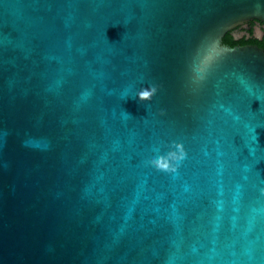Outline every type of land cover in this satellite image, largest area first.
Segmentation results:
<instances>
[{
    "label": "water",
    "instance_id": "95a60500",
    "mask_svg": "<svg viewBox=\"0 0 264 264\" xmlns=\"http://www.w3.org/2000/svg\"><path fill=\"white\" fill-rule=\"evenodd\" d=\"M249 20L0 0V264H264V50L223 44Z\"/></svg>",
    "mask_w": 264,
    "mask_h": 264
},
{
    "label": "flooded vegetation",
    "instance_id": "af4514ba",
    "mask_svg": "<svg viewBox=\"0 0 264 264\" xmlns=\"http://www.w3.org/2000/svg\"><path fill=\"white\" fill-rule=\"evenodd\" d=\"M228 35L233 42L246 41L239 46L254 45L262 48L260 46H264V23L249 20L235 27Z\"/></svg>",
    "mask_w": 264,
    "mask_h": 264
},
{
    "label": "trees",
    "instance_id": "16d2710c",
    "mask_svg": "<svg viewBox=\"0 0 264 264\" xmlns=\"http://www.w3.org/2000/svg\"><path fill=\"white\" fill-rule=\"evenodd\" d=\"M245 43H246V41H244V40H242L241 42H233L228 34H226L223 38V44L230 46V47H234L235 45H242ZM260 47H262V49L264 50V46H260Z\"/></svg>",
    "mask_w": 264,
    "mask_h": 264
},
{
    "label": "clouds",
    "instance_id": "9594fccd",
    "mask_svg": "<svg viewBox=\"0 0 264 264\" xmlns=\"http://www.w3.org/2000/svg\"><path fill=\"white\" fill-rule=\"evenodd\" d=\"M141 99H143V97H141Z\"/></svg>",
    "mask_w": 264,
    "mask_h": 264
}]
</instances>
